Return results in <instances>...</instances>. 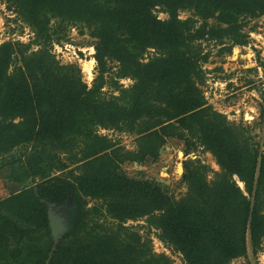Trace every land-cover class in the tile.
Returning a JSON list of instances; mask_svg holds the SVG:
<instances>
[{"label": "trees", "instance_id": "16d2710c", "mask_svg": "<svg viewBox=\"0 0 264 264\" xmlns=\"http://www.w3.org/2000/svg\"><path fill=\"white\" fill-rule=\"evenodd\" d=\"M0 2L31 33L27 43L0 44L1 165L9 183H31L0 198V264H172L126 225L140 219L182 264H232L262 249L264 153L247 127L207 103L200 65L208 54L199 47L213 42L221 56L245 46L243 21L264 17V0ZM181 11L190 16L181 20ZM71 27L93 40L90 86L51 52ZM98 129L134 135L135 148ZM169 138L186 153H209L219 168L208 182V166L185 161L178 199L119 171L155 161ZM68 200L67 230L54 244L48 204Z\"/></svg>", "mask_w": 264, "mask_h": 264}, {"label": "rangeland", "instance_id": "374dc122", "mask_svg": "<svg viewBox=\"0 0 264 264\" xmlns=\"http://www.w3.org/2000/svg\"><path fill=\"white\" fill-rule=\"evenodd\" d=\"M156 15L162 20L168 17L161 12H156ZM189 16L190 12L187 11H181L178 15L181 20ZM243 22L246 23L242 31L247 34V44L245 46H234L230 54L218 55L221 46L213 42L200 43L201 52L208 54L207 61L200 65L205 79L200 89L207 103L214 110L225 115L226 119L235 125L241 124L243 127H247L246 134L252 138L250 141L258 146L260 152H263L264 111L261 115V107L264 109V17L253 20L246 19ZM208 23L212 24L213 21L209 20ZM30 39L31 33L28 28L16 19L12 10H8L5 4L0 2V44L7 40H18L27 43ZM92 41L85 32L80 34L76 28L71 27L66 31V40L53 44L51 49L52 54L60 63L76 64L80 69L82 80L88 86H90L96 75L94 59L90 79L83 72L82 66L86 61L90 62L92 60L94 53L91 45ZM194 45H198V43H194ZM151 55L152 52L150 51L148 57ZM114 66L112 65V67ZM112 70L115 69L112 68ZM119 83L124 87H128L132 82L129 79H121ZM104 88L106 95L113 93L108 87ZM113 95H116V93H113ZM98 134L117 142L124 149L133 150L135 148L134 135L104 129H98ZM14 152L19 151L15 150ZM187 160H199L202 164L208 166L210 169L207 173L208 182L213 179L214 172L219 171L209 153L201 151L200 148L186 153L183 142L175 138L166 140L155 161L149 159L142 164L126 162L120 166L119 171L130 178L153 181L167 195H172L175 199H178L186 192L181 176L183 174L182 165ZM65 173L66 171L62 175H65ZM6 175L7 171L2 168L0 159V198L31 184L29 181L17 185L9 183L6 180ZM238 185L240 186V183ZM69 202L68 200L64 203L59 211L64 217L72 208ZM84 204L85 207H90L93 205V201L84 199ZM104 222L108 226L112 223L109 219H105ZM126 225L131 226L142 237L149 238L153 252L167 255L172 264H182L180 256L171 252L157 239V231L151 229L147 233L144 219L128 222ZM244 263L264 264V241L262 249L256 254H252L250 248H248L245 257L232 262V264Z\"/></svg>", "mask_w": 264, "mask_h": 264}, {"label": "water", "instance_id": "95a60500", "mask_svg": "<svg viewBox=\"0 0 264 264\" xmlns=\"http://www.w3.org/2000/svg\"><path fill=\"white\" fill-rule=\"evenodd\" d=\"M62 205H55L53 203L48 204V210H47L48 222L54 242L56 241L58 242V240L67 230V218L62 216L59 212L60 209L62 208Z\"/></svg>", "mask_w": 264, "mask_h": 264}, {"label": "bare ground", "instance_id": "6f19581e", "mask_svg": "<svg viewBox=\"0 0 264 264\" xmlns=\"http://www.w3.org/2000/svg\"><path fill=\"white\" fill-rule=\"evenodd\" d=\"M92 63H93V59L90 62H85L82 66L83 68V72H85V74H87L88 78L90 79V75H91V67H92ZM240 186H242V184L240 183Z\"/></svg>", "mask_w": 264, "mask_h": 264}, {"label": "built area", "instance_id": "2783aa9c", "mask_svg": "<svg viewBox=\"0 0 264 264\" xmlns=\"http://www.w3.org/2000/svg\"><path fill=\"white\" fill-rule=\"evenodd\" d=\"M65 47V46H64ZM262 153H264V150H263V152Z\"/></svg>", "mask_w": 264, "mask_h": 264}]
</instances>
